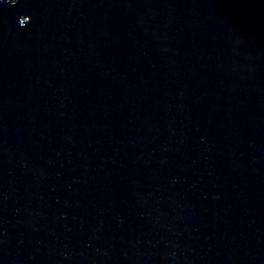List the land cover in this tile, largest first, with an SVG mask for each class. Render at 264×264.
I'll return each instance as SVG.
<instances>
[{"label":"water","instance_id":"obj_1","mask_svg":"<svg viewBox=\"0 0 264 264\" xmlns=\"http://www.w3.org/2000/svg\"><path fill=\"white\" fill-rule=\"evenodd\" d=\"M0 264H264V0H0Z\"/></svg>","mask_w":264,"mask_h":264},{"label":"clouds","instance_id":"obj_2","mask_svg":"<svg viewBox=\"0 0 264 264\" xmlns=\"http://www.w3.org/2000/svg\"><path fill=\"white\" fill-rule=\"evenodd\" d=\"M6 2H10L12 4H15L16 3V0H6Z\"/></svg>","mask_w":264,"mask_h":264}]
</instances>
